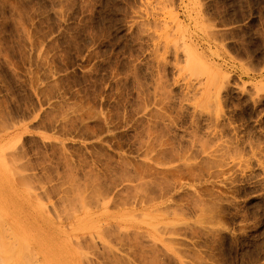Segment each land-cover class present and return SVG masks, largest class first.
Segmentation results:
<instances>
[{"label":"rangeland","instance_id":"374dc122","mask_svg":"<svg viewBox=\"0 0 264 264\" xmlns=\"http://www.w3.org/2000/svg\"><path fill=\"white\" fill-rule=\"evenodd\" d=\"M0 232V264H264V0H0Z\"/></svg>","mask_w":264,"mask_h":264},{"label":"bare ground","instance_id":"6f19581e","mask_svg":"<svg viewBox=\"0 0 264 264\" xmlns=\"http://www.w3.org/2000/svg\"><path fill=\"white\" fill-rule=\"evenodd\" d=\"M0 233H1V232H0ZM21 234H23V233L21 232ZM0 238H2V235L0 236ZM3 238H4V236H3ZM0 241H1V240H0ZM9 244H10V243H7V245H5V246L3 247L2 250L5 251V248H8ZM6 246H7V247H6ZM11 246L13 247L12 244H11ZM11 246H10L8 249H6V252H7L8 254H11V253L14 254L15 250L11 252V251H9V249L11 248L10 250H13V249H15V247H17V246H14V247L12 248ZM2 250H1L0 252H4V251H2ZM7 250H8L9 252H11V253H9ZM18 250H19V252L17 253ZM18 250L16 249V253H17V254H20V253L23 254V253H24L23 249H22V251H20V250H21L20 247H19ZM6 252H4V254H5L4 256H8L9 258H8V257H7V258L10 259L9 261H11V259H12V257H11L12 254H11V256L8 255V254L6 255ZM17 254H15V256H13L14 260H15V258L17 259V257H16V256H18ZM4 256L1 257L2 259L0 258V259H1L0 261L3 262V263H5V260H6V262L8 261L7 259L4 258ZM22 256L24 257L25 255L23 254ZM18 257H19V258L17 259V261H19V259L22 258L20 255H19ZM20 257H21V258H20ZM4 259H5V260H4ZM23 259H24V258H22V259L20 260V261H21V264H24L23 261L25 262V260H23ZM3 260H4V261H3ZM9 261H8V263H9ZM15 261H16V260H15ZM13 263L17 264V263H19V262H17V263H16V262H13ZM10 264H11V263H10ZM26 264H27V261H26ZM28 264H29V262H28Z\"/></svg>","mask_w":264,"mask_h":264}]
</instances>
